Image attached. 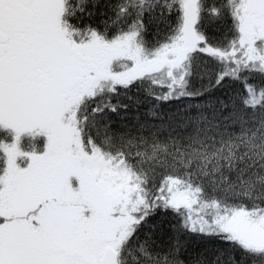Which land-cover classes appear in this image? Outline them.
I'll use <instances>...</instances> for the list:
<instances>
[{
	"label": "snow or ice",
	"instance_id": "obj_1",
	"mask_svg": "<svg viewBox=\"0 0 264 264\" xmlns=\"http://www.w3.org/2000/svg\"><path fill=\"white\" fill-rule=\"evenodd\" d=\"M187 233L220 244L196 264H264V0H0V264H185Z\"/></svg>",
	"mask_w": 264,
	"mask_h": 264
},
{
	"label": "trees",
	"instance_id": "obj_2",
	"mask_svg": "<svg viewBox=\"0 0 264 264\" xmlns=\"http://www.w3.org/2000/svg\"><path fill=\"white\" fill-rule=\"evenodd\" d=\"M218 3L219 0H208V3ZM102 9H97V13ZM105 17H101L99 14L89 19L87 16L80 22L81 26L92 25L93 27H102V20ZM204 31L212 39L222 41L227 36L226 26L220 23H210L207 20L204 24ZM167 28L164 25H157L156 23L149 22L147 24V31L145 39L150 44H155L157 41H162L165 38ZM214 41L213 43H215ZM218 71L217 66L202 63L200 66V72L207 73L203 75V80L199 77L200 83L197 82V86L201 83L207 84L209 75L213 78L215 73ZM253 82L257 85L261 83L260 77L256 76ZM131 99L125 98L123 102L129 105L126 113H122L125 122H134L137 116L140 119L151 120L152 118L147 115L148 109L150 108V102L146 100L145 93L143 91L138 92L135 88L129 93ZM243 95L242 87L235 82L228 81L227 86L224 88L213 89L210 93H206V96L212 103H216L218 100H223L226 103L230 102L231 99ZM198 102H205L201 99ZM152 225L158 234V237L165 243L169 241V238L173 235L171 226L175 224V217L171 213H165L158 211L153 217H151ZM181 241L184 245V252L182 259L185 264H196L199 260H210L215 254L216 250L220 247L218 241H215L208 237H202L194 233H187L181 237Z\"/></svg>",
	"mask_w": 264,
	"mask_h": 264
},
{
	"label": "rangeland",
	"instance_id": "obj_3",
	"mask_svg": "<svg viewBox=\"0 0 264 264\" xmlns=\"http://www.w3.org/2000/svg\"><path fill=\"white\" fill-rule=\"evenodd\" d=\"M203 80V79H202ZM201 80H199V76L197 77V82L200 83Z\"/></svg>",
	"mask_w": 264,
	"mask_h": 264
},
{
	"label": "bare ground",
	"instance_id": "obj_4",
	"mask_svg": "<svg viewBox=\"0 0 264 264\" xmlns=\"http://www.w3.org/2000/svg\"><path fill=\"white\" fill-rule=\"evenodd\" d=\"M210 39H211V38H210ZM212 41H213V42H214V41H216V42H217L218 40H216V39H212Z\"/></svg>",
	"mask_w": 264,
	"mask_h": 264
}]
</instances>
